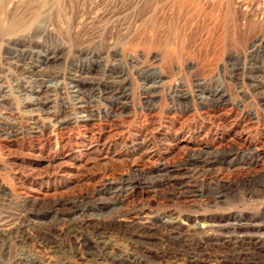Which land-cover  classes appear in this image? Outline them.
Listing matches in <instances>:
<instances>
[{
    "label": "rangeland",
    "instance_id": "rangeland-1",
    "mask_svg": "<svg viewBox=\"0 0 264 264\" xmlns=\"http://www.w3.org/2000/svg\"><path fill=\"white\" fill-rule=\"evenodd\" d=\"M239 1L0 0V264H264V0Z\"/></svg>",
    "mask_w": 264,
    "mask_h": 264
},
{
    "label": "bare ground",
    "instance_id": "bare-ground-1",
    "mask_svg": "<svg viewBox=\"0 0 264 264\" xmlns=\"http://www.w3.org/2000/svg\"><path fill=\"white\" fill-rule=\"evenodd\" d=\"M228 3L232 4V5H236L238 6V8H241V4L242 2L239 1V0H226ZM224 0H172V2L176 5L177 8H182V7H187L189 9H192L193 11L199 13V12H203L205 14H208L210 17H212V19L214 18V15L217 11H224L226 6L223 5L225 4L224 2H226ZM244 8V7H243ZM183 12V10H182ZM240 13V16L242 17V19L244 20V18L246 17L247 13L242 11L241 9V12ZM195 14V13H194ZM238 15V13H237ZM221 16H223V14H221ZM263 17V16H262ZM261 17V18H262ZM257 18V17H256ZM218 26L219 28H223V23L224 21L222 19H218ZM260 23V22H259ZM258 23V24H259ZM261 27H264V25H259L257 26V29H261ZM261 31V30H260ZM259 31V32H260ZM258 32V33H259ZM257 33V32H256ZM263 39L258 35V34H254L253 36L251 35V38H250V44L254 45L255 43H260ZM145 42V41H143ZM148 43H146L147 45H145V47L147 48L148 45L150 44V41H146ZM252 45V46H253ZM256 45V44H255ZM144 47V48H145ZM251 47V46H250ZM54 56V55H53ZM51 57V56H50ZM52 60V59H51ZM27 63V62H26ZM217 64V63H216ZM216 64L214 65V67H217ZM31 74V72H29ZM69 88H71V92H73V94L75 96H78L80 91H79V82L77 79L75 78H72L69 80ZM104 99V97H103ZM81 105V104H80ZM79 105V106H80ZM80 114V113H79ZM82 119V118H80ZM83 120V119H82ZM77 122V121H76ZM93 128V127H92ZM87 242V241H86ZM85 241H83V243H80L79 246H82V247H85V246H89ZM103 244V245H102ZM101 244V253L103 256H107V251H106V245L105 242ZM99 249V248H98ZM99 249V250H100ZM114 257V256H113ZM114 260V258H112Z\"/></svg>",
    "mask_w": 264,
    "mask_h": 264
}]
</instances>
